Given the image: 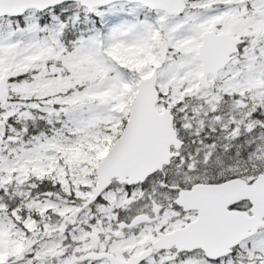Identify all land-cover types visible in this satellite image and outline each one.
<instances>
[{"label": "snow or ice", "instance_id": "obj_1", "mask_svg": "<svg viewBox=\"0 0 264 264\" xmlns=\"http://www.w3.org/2000/svg\"><path fill=\"white\" fill-rule=\"evenodd\" d=\"M0 264H264V0H0Z\"/></svg>", "mask_w": 264, "mask_h": 264}]
</instances>
